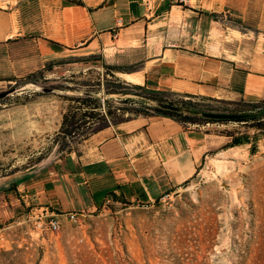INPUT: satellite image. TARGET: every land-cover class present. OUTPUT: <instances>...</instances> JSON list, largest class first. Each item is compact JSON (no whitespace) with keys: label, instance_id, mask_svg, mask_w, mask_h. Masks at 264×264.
<instances>
[{"label":"crops","instance_id":"0c3cea01","mask_svg":"<svg viewBox=\"0 0 264 264\" xmlns=\"http://www.w3.org/2000/svg\"><path fill=\"white\" fill-rule=\"evenodd\" d=\"M79 2L0 0V88L68 52L96 51L109 67H132L110 75L168 100L233 107L264 99V0ZM207 124L135 115L100 125L13 179L14 191L0 190V224L21 205L34 218L85 215L192 187L214 157L241 147L222 148L229 137Z\"/></svg>","mask_w":264,"mask_h":264},{"label":"rangeland","instance_id":"374dc122","mask_svg":"<svg viewBox=\"0 0 264 264\" xmlns=\"http://www.w3.org/2000/svg\"><path fill=\"white\" fill-rule=\"evenodd\" d=\"M79 53L53 59L36 77L34 84L53 92L27 86L0 99V186L67 152L56 139L61 114L74 105L69 96L87 93L99 107L87 108L92 114L78 122L68 147L100 118L109 120L107 109L125 117L127 107L141 101L107 94L104 80H118L109 74L107 58ZM21 83L10 81L0 90ZM203 123L218 134L242 129L235 121L194 124ZM241 147L214 157L198 183L166 205L108 206L65 220L54 232L38 227V218L21 205L0 224V264H264V138L253 155Z\"/></svg>","mask_w":264,"mask_h":264},{"label":"trees","instance_id":"16d2710c","mask_svg":"<svg viewBox=\"0 0 264 264\" xmlns=\"http://www.w3.org/2000/svg\"><path fill=\"white\" fill-rule=\"evenodd\" d=\"M71 3H80L79 0H67ZM111 69L119 70V69H130L129 67H118L111 66ZM50 69V63L47 62L40 69L31 73L23 79L13 80L15 83L22 81L24 82H35L36 77L40 76L44 71ZM112 76V75H111ZM104 88L107 94H112L118 96V100L120 101H133V97H140L141 101H136L138 104L135 106L127 107L129 115L125 117H121L116 114L113 110L107 109L105 111V115L109 117V120L105 121L100 118L99 125H103L106 123H115L121 121L124 118L135 115H165L174 117L180 121L185 123H202V122H226V121H235L241 124L242 129L232 128V129H222L220 132L223 135L229 137V141L225 143L222 148H228L233 146H246L249 155L255 154L257 151V141L259 138H264V99L251 102L244 103L233 107H225V106H209L207 104L202 105L198 102H191L189 100H181V101H173L164 98V95L158 93L157 91H151L145 89L142 86L124 83L115 79H110L108 81L104 80ZM127 95L129 97L120 98V96ZM73 104L69 107V109L61 114L60 122L58 125L57 139L56 142L59 143V148L64 149L66 146L67 151L71 148V145L68 147V144L73 142L74 133L79 129L78 122L82 121L81 118L86 117L92 114L91 110H87V108H98L99 102H97L96 98L88 97L87 93H83L80 96H69ZM3 99V98H1ZM161 102V103H170L174 105H180L183 107H188L197 111H210V112H228V113H239L242 116L238 119H210L201 116H196L192 114H185L181 112L171 111L168 109H163L160 106L153 105V102ZM90 105V106H87ZM85 108L82 112H79L80 108ZM121 109H125V107H121ZM126 111V110H125ZM104 115V114H103ZM104 118V117H103ZM96 126V127H98ZM95 127V128H96ZM91 127H87L86 130L83 131V134L76 141L80 140L84 136H86L93 129ZM75 141V142H76ZM74 142V143H75ZM70 143V144H71ZM17 184V180H8L4 185L0 186V190L3 191H14L15 185Z\"/></svg>","mask_w":264,"mask_h":264},{"label":"water","instance_id":"95a60500","mask_svg":"<svg viewBox=\"0 0 264 264\" xmlns=\"http://www.w3.org/2000/svg\"><path fill=\"white\" fill-rule=\"evenodd\" d=\"M27 86L33 87L35 90L40 91V92H53L54 90L49 87H41L33 82H24L21 84H14L12 86H9L6 89L0 90V99L11 95L13 93L19 92L23 89H25ZM153 105L160 106L163 109H168L171 111H176V112H181L185 114H192L196 116H201L205 118H210V119H225V120H231V119H238L242 116V114L239 113H228V112H210V111H197L190 109L188 107H183L180 105H174L170 103H161V102H153Z\"/></svg>","mask_w":264,"mask_h":264},{"label":"built area","instance_id":"2783aa9c","mask_svg":"<svg viewBox=\"0 0 264 264\" xmlns=\"http://www.w3.org/2000/svg\"><path fill=\"white\" fill-rule=\"evenodd\" d=\"M172 4L176 5H183L186 3V0H170ZM180 189H177L175 192H166L162 193L158 196L156 199V203H159L161 205H166L171 201V197L173 194L177 193ZM106 204L108 201H105ZM45 212V211H44ZM83 216L82 212L77 211H63V212H51L47 211V213H42L40 216H38V227H43L47 230H50L52 232L56 231L61 223V220H67L74 222L77 220L78 217Z\"/></svg>","mask_w":264,"mask_h":264}]
</instances>
